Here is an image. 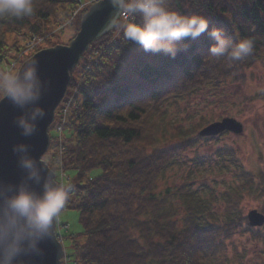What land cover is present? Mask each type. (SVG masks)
Returning <instances> with one entry per match:
<instances>
[{
	"label": "trees",
	"instance_id": "1",
	"mask_svg": "<svg viewBox=\"0 0 264 264\" xmlns=\"http://www.w3.org/2000/svg\"><path fill=\"white\" fill-rule=\"evenodd\" d=\"M33 3L31 17L0 18V60L19 52L17 38L46 35L71 20L78 7L76 0ZM168 3L172 10L205 16L209 29H223L233 42L251 38L253 51L238 61L212 56L207 33L181 41L174 58L145 52L115 32L90 43L70 71L72 105L63 126L75 140L74 147L63 145L62 168L72 186L65 209L78 212L84 237L79 244L66 235L72 264H242L235 246L230 245L231 255L227 252L235 235L264 245V225L250 227L240 210L242 195L264 196V184L255 181L262 173L243 170L229 148L217 155L228 158L240 183L223 194L221 221L209 206L211 200L197 189L182 184L158 190L160 178L177 158L207 139L198 136V128L207 123L202 121L188 129L173 128L170 144H161L165 107L235 79L257 63L264 67V0ZM94 170L99 174L92 176Z\"/></svg>",
	"mask_w": 264,
	"mask_h": 264
},
{
	"label": "clouds",
	"instance_id": "2",
	"mask_svg": "<svg viewBox=\"0 0 264 264\" xmlns=\"http://www.w3.org/2000/svg\"><path fill=\"white\" fill-rule=\"evenodd\" d=\"M104 3V0H100ZM113 12L102 32H116L124 41L136 43L145 52L170 55L180 50L185 39L197 40L207 33L215 57L241 60L254 48L251 38L233 42L223 29H209V20L200 14L172 10L168 0H107ZM34 14L33 0H0V18L21 19ZM187 47V45H185ZM48 84L39 74V62L29 61L18 70L0 73V101L7 99L22 114L14 118L21 135L32 136L37 122L46 116L39 104ZM30 145H13L18 166L25 175L16 184L0 182V264H22V255L40 254V242L55 236V224L66 207L71 185L59 182L50 170L49 160L29 154ZM59 157L53 167H59ZM33 185H40L37 191Z\"/></svg>",
	"mask_w": 264,
	"mask_h": 264
},
{
	"label": "rangeland",
	"instance_id": "3",
	"mask_svg": "<svg viewBox=\"0 0 264 264\" xmlns=\"http://www.w3.org/2000/svg\"><path fill=\"white\" fill-rule=\"evenodd\" d=\"M76 1L78 10L71 21L55 26L43 36H31L25 41L22 38H17V43L22 47L12 59L0 60V73L18 70L22 62L38 50L69 44L78 31L80 13L91 5L90 0ZM81 4L83 5L81 6ZM46 40L49 42L47 43ZM72 95L71 90L67 88L57 109L59 110L60 106L65 103L67 105L69 103L70 107ZM58 110L55 112V122L58 119ZM225 117L233 118L241 123L243 132L239 135L223 132L214 138L206 137L207 139L197 141L189 151L177 158V161L164 172L158 182V190L161 192L165 188L174 189L182 184L197 189L205 200H211L209 206L219 221L225 217L223 194L230 192L235 185L240 183L228 158L217 155L219 149L229 148L232 150L231 158L238 160L243 170L251 172L255 176L262 173L263 178L255 177V181L264 184V67L257 63L235 79L222 81L216 86L205 87L195 95L185 96L178 100L175 106L167 105L165 118L160 125L161 135L165 138L160 139V143L169 145L167 140L173 128L180 126L183 129H188L206 121V124L198 128L199 132L206 125L220 121ZM53 130L49 131L51 141L44 156L48 158L49 167L54 171L57 180L66 183L68 174L63 170L61 161L63 152L60 156V166L53 167L54 161L59 156V140L57 136L54 137ZM60 140L64 146H75L74 138L69 136L66 131H62ZM224 164L231 167H227V169L223 167ZM99 172V170H94L91 175L95 176ZM242 196L240 210L245 217L250 210L264 213V209L261 211V208H264V196L254 197L251 195L247 197L246 194ZM78 217L76 210L64 209L57 220L60 224L68 227L65 236H62L63 252L67 255L73 253L69 236L71 240H76L79 244L84 240ZM67 234L69 236H66ZM261 234L264 236V228L261 229ZM230 245L241 251L239 255L243 259L242 264H264V245L262 243L251 240L247 235H235L232 243L227 245L229 255H231Z\"/></svg>",
	"mask_w": 264,
	"mask_h": 264
},
{
	"label": "water",
	"instance_id": "4",
	"mask_svg": "<svg viewBox=\"0 0 264 264\" xmlns=\"http://www.w3.org/2000/svg\"><path fill=\"white\" fill-rule=\"evenodd\" d=\"M112 12L113 9L107 0H104V3L99 0L91 4L82 14L78 31L69 44L38 50L20 65L21 67L33 60L39 62V74L48 84L39 104L45 108L47 114L37 122V131L32 136L25 137L14 123V118L21 115L22 110L14 107L7 99L0 101V182L16 185L25 175L18 166L17 154L12 151L13 145L19 143L30 145L29 154L37 160L42 154H46L50 146L49 129L54 120L55 110L68 88L70 71L76 66L83 52L89 48L90 43L109 33L101 30ZM223 132L239 135L243 132V127L235 119L225 117L201 128L198 136L208 138ZM33 188L39 191L40 185H33ZM246 219L250 227L264 225V213L257 210H250ZM39 247L40 254L22 255L18 259L22 264H61L64 252L56 234L41 241Z\"/></svg>",
	"mask_w": 264,
	"mask_h": 264
},
{
	"label": "built area",
	"instance_id": "5",
	"mask_svg": "<svg viewBox=\"0 0 264 264\" xmlns=\"http://www.w3.org/2000/svg\"><path fill=\"white\" fill-rule=\"evenodd\" d=\"M78 1H80V0H78ZM97 1H99V0H90L89 3L92 4V3H95ZM82 5L83 4H81V6ZM77 10H78V8L73 12L72 18L74 17V14L77 12ZM69 105H70L69 103H68V105H67V103H65V104L60 106L59 110L57 109L58 110V119H57V121H56V123L54 125L55 128L53 130V132L55 134L54 137L57 136V138L59 140V156H57V157H59V159H60V156H61V152H63V150H64V146H63V144L61 143V140H60V135H61V133L63 131V126H64V122H65V118H66V114H67V109H68ZM67 228L68 227H66L65 225L60 224L59 221L58 222L56 221L55 234H56V237L60 241L61 244L63 242L62 236H65V234H66L65 232H66ZM71 262L72 261L69 258V256L66 253H63V257L61 258V264H72Z\"/></svg>",
	"mask_w": 264,
	"mask_h": 264
}]
</instances>
